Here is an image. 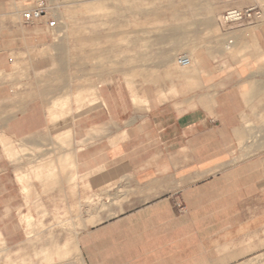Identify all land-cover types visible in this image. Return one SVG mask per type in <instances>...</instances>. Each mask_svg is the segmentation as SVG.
Here are the masks:
<instances>
[{
	"label": "crops",
	"instance_id": "obj_1",
	"mask_svg": "<svg viewBox=\"0 0 264 264\" xmlns=\"http://www.w3.org/2000/svg\"><path fill=\"white\" fill-rule=\"evenodd\" d=\"M29 1L0 0V231L14 199L3 144L48 146L45 131L64 123L55 133L71 132L75 181L51 185L49 218L63 194L83 264H240L264 252V147L247 116L264 93V10L228 31L234 53L203 52L187 74L131 88L100 83L97 105L52 120L50 91L67 72L53 68L46 20L22 22Z\"/></svg>",
	"mask_w": 264,
	"mask_h": 264
},
{
	"label": "rangeland",
	"instance_id": "obj_2",
	"mask_svg": "<svg viewBox=\"0 0 264 264\" xmlns=\"http://www.w3.org/2000/svg\"><path fill=\"white\" fill-rule=\"evenodd\" d=\"M243 2L45 0L46 16L41 20L51 18L56 23L54 53L58 59L53 68L67 72L66 78H55L50 91L57 111L52 112V120L80 115L83 101L97 105L100 83L116 79L131 88L157 79L162 70L187 74L203 52L234 53L233 46L225 48L228 34L223 32L220 16L228 8H243ZM256 2L264 10V0ZM180 55L190 58L188 66L177 63ZM251 103L247 110L249 132L255 138L251 143L264 147V93ZM58 128L67 129L63 123L46 130L53 141L42 148L21 139L3 144L14 199L10 220L0 231V264H83L75 240L80 222L76 214L74 220L68 215L63 194L49 218L51 185L75 181L65 150L71 132L58 138ZM240 264H264V252L250 254Z\"/></svg>",
	"mask_w": 264,
	"mask_h": 264
},
{
	"label": "built area",
	"instance_id": "obj_3",
	"mask_svg": "<svg viewBox=\"0 0 264 264\" xmlns=\"http://www.w3.org/2000/svg\"><path fill=\"white\" fill-rule=\"evenodd\" d=\"M45 0H34L24 4V8L21 10V19L24 24H32L46 16ZM262 18V11L258 4H251L243 8H228L220 16V23L223 26V32L228 34L231 26L243 24L257 23ZM56 28L55 20L51 18L46 19V29L50 32H54ZM232 39L227 36V44H231ZM177 63L186 67L190 64V59L186 55H180L177 57Z\"/></svg>",
	"mask_w": 264,
	"mask_h": 264
},
{
	"label": "bare ground",
	"instance_id": "obj_4",
	"mask_svg": "<svg viewBox=\"0 0 264 264\" xmlns=\"http://www.w3.org/2000/svg\"><path fill=\"white\" fill-rule=\"evenodd\" d=\"M230 45V44H229ZM190 59V58H189ZM0 237H1V234H0Z\"/></svg>",
	"mask_w": 264,
	"mask_h": 264
}]
</instances>
